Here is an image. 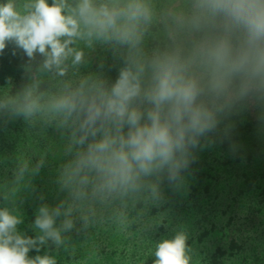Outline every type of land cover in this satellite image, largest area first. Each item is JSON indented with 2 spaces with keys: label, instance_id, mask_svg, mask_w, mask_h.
Here are the masks:
<instances>
[{
  "label": "clouds",
  "instance_id": "obj_1",
  "mask_svg": "<svg viewBox=\"0 0 264 264\" xmlns=\"http://www.w3.org/2000/svg\"><path fill=\"white\" fill-rule=\"evenodd\" d=\"M9 45L26 62L0 118L54 129L67 160L64 198L39 207L37 235L0 208V264H57L41 248L64 245L78 221L124 228L129 210L160 208L164 180L180 190L194 150L227 137L233 115L255 108L264 124V0H0V54ZM97 49L119 65L114 80L107 57L92 69ZM44 163L20 160L15 183ZM187 241L179 231L158 242L153 264H194Z\"/></svg>",
  "mask_w": 264,
  "mask_h": 264
},
{
  "label": "trees",
  "instance_id": "obj_2",
  "mask_svg": "<svg viewBox=\"0 0 264 264\" xmlns=\"http://www.w3.org/2000/svg\"><path fill=\"white\" fill-rule=\"evenodd\" d=\"M12 51L9 45L0 54V94L15 91L6 86L9 77L16 87L23 83L26 57L21 52L13 55ZM91 56L93 70L101 57H107L105 72L111 79L116 78L119 65L112 66L110 54L97 49ZM257 111L249 108L233 115L227 137L212 134L214 144L195 149V160L183 173V187L177 191L166 179L162 183L165 202L160 208L141 212L138 205L129 210L126 227L103 233L96 231V225L83 230L78 221L76 228L67 233L77 245L74 251L69 247L64 254L57 252L59 248L49 242L48 250L57 253V264H153L156 244L179 231L188 235L194 264H264V124L258 121ZM228 122L221 124V130ZM54 136L52 128L0 118V184L14 179L20 160H29L31 168L41 156L45 159L41 179L37 183L25 181L16 202L28 224L24 234L29 236L36 235L33 214L38 209L25 192L39 190L43 200L52 198L46 183L58 179L59 168L67 160L63 155L65 141ZM116 231L121 240H117ZM121 242L125 246L120 249Z\"/></svg>",
  "mask_w": 264,
  "mask_h": 264
},
{
  "label": "rangeland",
  "instance_id": "obj_3",
  "mask_svg": "<svg viewBox=\"0 0 264 264\" xmlns=\"http://www.w3.org/2000/svg\"><path fill=\"white\" fill-rule=\"evenodd\" d=\"M54 133H55L54 137L56 139H61V137H60L58 132H56L54 130ZM42 171H43V169H41L39 174L35 175V176H26L25 180L22 181L19 184L15 183V178L12 179V180L10 179V180L0 184V197H1L0 198V208L7 207L10 210H14L16 214H19L22 217L23 223L18 225L17 227H18V231L23 233V234L28 229V224H27L26 220L23 218V216L21 215V211L18 208V205H16V202H17L18 197H19V191L21 189H23V185H24L25 181L32 182V183H37L38 180L41 179V172ZM56 181H57V178H55L53 180L50 179V182L46 183L47 189L52 191L51 192L53 194V195H51L52 198L46 197V200L41 199V197L44 198V196L41 194V192L39 190L30 191V192H28L29 191L28 190L27 192H25V193L29 194L28 195L29 201L33 204L35 209H39V207L42 204H48L49 206H53L54 207L59 202L60 199L64 198L65 194L59 192V186L56 183ZM39 194H41V196H39ZM56 194H60V195L58 196ZM5 197H7V199H5ZM36 197H38V200H37ZM20 198H21V196H20ZM18 204H19V202H18ZM36 214H33V216L36 217ZM94 225H96L95 226L96 231L100 232V233H103V231H107V229L111 230V228H115V230H117L119 228V226L115 222H113L112 220H109L107 218L105 220H103V221H98ZM37 234L38 233L36 232V235ZM114 234L117 235L116 236L117 240H121L122 236L120 235L119 231H116V233H114ZM122 244H123V242H121V244L119 246L120 249L123 248V246H125L124 244L123 245ZM69 247L71 248V251H74V250H76L77 245L74 242H72V240L69 238V236H67V233H66L65 234V244L60 246L59 247V251H57V252H61V253L64 254L66 251L70 250ZM52 251L53 250H48V244H47V245H45V246H43L41 248V252L39 254L43 255L45 253H48V254L54 256L57 259L58 258L57 253L52 252ZM35 255H37L35 250H32L31 254H29L30 257H34ZM123 255L125 256V255H128V254H123ZM233 262H235V261H233ZM103 263H102V261H99L98 264H103ZM137 264H143V263H142V261H139V262H137Z\"/></svg>",
  "mask_w": 264,
  "mask_h": 264
}]
</instances>
